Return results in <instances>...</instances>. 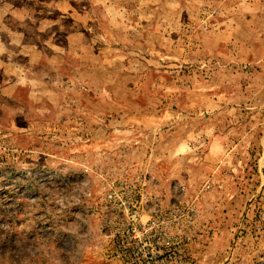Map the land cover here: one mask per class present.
<instances>
[{
    "label": "rangeland",
    "instance_id": "obj_1",
    "mask_svg": "<svg viewBox=\"0 0 264 264\" xmlns=\"http://www.w3.org/2000/svg\"><path fill=\"white\" fill-rule=\"evenodd\" d=\"M106 6L0 0V264H264V0Z\"/></svg>",
    "mask_w": 264,
    "mask_h": 264
},
{
    "label": "clouds",
    "instance_id": "obj_2",
    "mask_svg": "<svg viewBox=\"0 0 264 264\" xmlns=\"http://www.w3.org/2000/svg\"><path fill=\"white\" fill-rule=\"evenodd\" d=\"M97 4L104 7L105 14L114 24V26H119V21L124 19L126 15L125 10H117L114 7L106 6V0H97ZM18 84L19 86L30 87L32 89L30 94L31 98L36 99V97L39 95L38 91L36 90L38 87L37 81L29 80L27 77H22L18 80Z\"/></svg>",
    "mask_w": 264,
    "mask_h": 264
},
{
    "label": "crops",
    "instance_id": "obj_3",
    "mask_svg": "<svg viewBox=\"0 0 264 264\" xmlns=\"http://www.w3.org/2000/svg\"><path fill=\"white\" fill-rule=\"evenodd\" d=\"M179 148H180V150H181V149H182V146H180Z\"/></svg>",
    "mask_w": 264,
    "mask_h": 264
}]
</instances>
